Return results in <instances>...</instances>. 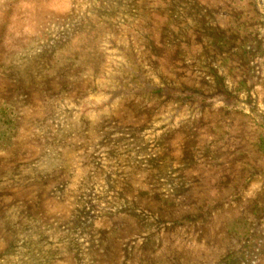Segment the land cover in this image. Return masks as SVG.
Instances as JSON below:
<instances>
[{
	"label": "rangeland",
	"instance_id": "obj_1",
	"mask_svg": "<svg viewBox=\"0 0 264 264\" xmlns=\"http://www.w3.org/2000/svg\"><path fill=\"white\" fill-rule=\"evenodd\" d=\"M264 0H0V264H264Z\"/></svg>",
	"mask_w": 264,
	"mask_h": 264
},
{
	"label": "trees",
	"instance_id": "obj_2",
	"mask_svg": "<svg viewBox=\"0 0 264 264\" xmlns=\"http://www.w3.org/2000/svg\"><path fill=\"white\" fill-rule=\"evenodd\" d=\"M263 141H264V139H263Z\"/></svg>",
	"mask_w": 264,
	"mask_h": 264
}]
</instances>
